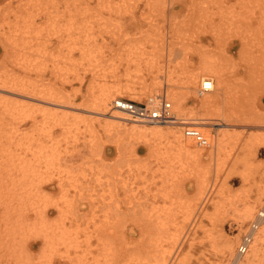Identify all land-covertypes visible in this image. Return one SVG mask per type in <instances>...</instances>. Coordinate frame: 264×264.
<instances>
[{
  "label": "rangeland",
  "instance_id": "1",
  "mask_svg": "<svg viewBox=\"0 0 264 264\" xmlns=\"http://www.w3.org/2000/svg\"><path fill=\"white\" fill-rule=\"evenodd\" d=\"M263 31L264 0H0V79L25 82L32 95L13 88L4 92L43 104L38 121L26 117L23 125L22 113L8 115L17 109L16 100L2 103L9 110L0 109V166L7 169L18 162L19 151L31 156L43 143V177L52 174L64 187H47L46 178L42 184L57 191L49 194L64 204L68 231L51 228L58 235L56 246H50L35 227L44 222L43 227H54L57 212L49 224L44 214L35 218L28 211L20 218L32 231L22 233L20 245H8L12 263L1 243L0 263L42 264L46 251L59 246L78 253L91 249L103 257L96 229L107 226L121 236L126 224L138 232L129 246L136 248L143 238L149 264H236L245 229L259 223L236 262L264 264V128L202 122L224 116L264 122ZM205 52L215 60L212 70L204 67ZM217 72L227 83L205 106L200 81L191 83L190 77L216 78ZM165 89L168 96L162 99L171 102L174 114L173 96L185 95L179 120L160 123L158 135L135 133L136 126L153 124L136 123V114L116 103L124 98L146 105ZM189 125L197 126L210 145L188 136ZM258 132L260 139L253 135ZM257 143L259 152H250ZM55 198L34 203L49 206ZM113 220L117 227L112 228ZM141 222L148 224L147 237L141 235ZM76 231L92 235L89 247L78 243L86 236L77 239Z\"/></svg>",
  "mask_w": 264,
  "mask_h": 264
},
{
  "label": "bare ground",
  "instance_id": "2",
  "mask_svg": "<svg viewBox=\"0 0 264 264\" xmlns=\"http://www.w3.org/2000/svg\"><path fill=\"white\" fill-rule=\"evenodd\" d=\"M258 29H260V28H258ZM262 33H260V34L262 35ZM251 46H253V45H251ZM242 50H244V48H242ZM205 54H206L207 58L205 59L204 67L206 69L212 70L213 62H215V60H214V58H212L209 55L208 52H205ZM247 64H248V62H247ZM200 76H201V74L192 75L190 77L191 83H193V82L197 83L198 81H200V90L199 91L201 93L199 95V98L201 99L202 103L205 106H211L212 105L211 103L215 102L217 95L221 94V91L224 88L223 83L226 84L227 79L223 75V73H220V72L216 73V78L213 76H202V79H200L201 78ZM15 78L17 79V77H15ZM2 80L3 79H0V109L1 110H9V108L5 107V105L3 106L2 103L6 102V100L13 98L11 95H9V93H6L4 91H8L11 88H13V91H15V92H20L22 94H28V93L31 94V91L28 89V86L25 84V82L23 83L17 79V81L14 82L15 84L10 85L8 83V81H2ZM18 82H20L21 84H18ZM19 85H21V86H19ZM187 86H188V88L193 87V86L190 87V85H187ZM39 95L43 98V92H42V94H39ZM8 96H9V98H5ZM166 96H168L166 89H165V92L163 91L161 96H158V95L154 96V97L151 96L152 99L150 101L148 100L149 102L146 103V107H148V109H151V110H153V109L158 110L159 108H161V105H163L164 102H169L168 99L167 100L162 99L163 97H166ZM254 96H255V94H254ZM13 99H15V98H13ZM173 99L175 102V108H174L175 110L174 111L177 112L176 114L182 115L180 108L183 107V104L185 102V95L175 94L173 96ZM15 100L16 101L13 103V105H15L17 107V109H14L10 114L8 113L9 116L11 115V117L14 118L16 116V114L22 113L23 119H21L19 122L23 123L26 120V117L31 118V116H32V118H31L32 121H34V122L38 121L37 116L42 111L43 104L34 102L33 99L32 100L15 99ZM119 102L116 103V105H115L116 108H120L121 110L124 109L127 112L135 114V113H133V110H132V107H134V106H131L134 102H130L124 98L122 100H119ZM134 104H136V103H134ZM137 104H139V103H137ZM170 104H171V102H170ZM9 107H12V106L9 104ZM170 111L172 112V107L170 108ZM6 114H7V111H6ZM26 114H27V116H26ZM134 116H136L134 119V121L136 123L143 124V125L153 124V126H150V127L145 126L144 128L136 126L135 128H133V131L135 133H146L147 130H149L148 132L151 133L152 135H158L161 133L162 130H161L159 125L162 122H158L157 120H151L148 116H145V118L144 117L142 118L141 116H137V115H134ZM183 118H185V117H183ZM188 119H182V120H184L186 122H190V121H188ZM177 120H179V119L176 116L175 120H170V121L176 123ZM203 120L204 121H202V122H205V123L226 124V123L234 122L239 127L244 126V125L247 126V125L251 124V125L255 126L257 129L258 128H260V129L264 128V122H262V121L257 122L258 121L257 118H253V120H251L249 118V116L239 117L238 119H230V118H227L226 116H224V118L222 117L221 120L218 118L213 119V118L208 117V118H204ZM42 121H44V118H42ZM192 122H197V121H192ZM154 123H156V124H154ZM157 123H159V124H157ZM23 125H24V123H23ZM42 125H43V123H42ZM17 126H16V124L12 125L13 128L17 127ZM44 126H45V124H44ZM0 134H2V133H0ZM253 135L256 139H260V137L262 138V134L260 132L254 133ZM260 144L261 143H257V145L255 147L253 146L252 150L250 147V152L258 153ZM39 145L40 146L35 147V149H31V151H30L31 156H29V153H27V150L22 149L21 151H19L18 153L20 154L19 155L20 157L18 159V162L17 163L12 162L8 165L5 163V165L8 166L7 169H4L3 166H0V212H3L4 215H6L4 217L2 214L0 215V245H1V243L2 244L6 243L5 246L7 247V252L4 253V256L8 255L7 256L8 260L11 259L12 254L14 253L12 250H11V253H10V251H8V245L11 244V242H16L17 240L21 239L22 236L28 230H31V228H32V227L29 228L30 226H27V224L24 225L23 224L24 221L22 222V219L20 218V216L27 217L26 213H28V211H32V215L35 218L38 217L39 215L42 216L44 214V218L47 221L52 220L51 217H52L53 210H55L57 212V214H56L57 218H55L53 220V221H55L54 227H52L50 225L48 226V224H47L48 227L46 225H45L46 227H43L44 223H46V222L42 223L43 224L42 227H37L36 226L37 224L32 225V226H36L35 228H37L39 230V232L42 233V234H40V237H42L44 239H48L50 241L49 242L51 244L50 246L55 245V240H54L53 236L58 235V234H55L51 228L55 229L58 227L57 230H59L60 233L62 231H64V233H65V231H67V228L65 226L66 221L64 220V216H63V213H65L64 204H61L58 199H56L55 197H53L52 195L49 194L50 192H57V191H54V189H52V190L46 189L42 184V182L46 178V180L44 181V182H46L45 186L60 189V187L61 188L64 187V182L63 181L57 182L58 179H54L53 177H51L52 174H49V173H48V175H49L48 178L43 177L44 172H45V171L43 172V167L41 166V162L44 161L43 160V156H44L43 143H41ZM25 148L27 149V147H25ZM9 155H11V154H9ZM11 156L14 157L15 155L12 154ZM4 159H8V158H4ZM243 177L245 178V175ZM51 179H53V180H51ZM181 186H182V183L180 184V187ZM203 187H204V185L201 186V188L204 190V192H201V196H202L201 199L205 200L203 194L206 192V188L205 187L203 188ZM67 188L68 187H66V189ZM59 192L61 193V191H59ZM79 194L82 195V193H79ZM65 195L68 196L69 194L66 193ZM38 197L39 198H47V199H48V197L49 198L52 197L55 199L52 200V203L49 206H42L40 203H38V204L34 203L35 201H39ZM130 197H132V196L130 195ZM133 197H134V195H133ZM75 199L78 200L77 198H75ZM117 200H118V198H117ZM117 200L114 202V204L115 203L116 204L113 206L116 209L115 213H118L120 211L119 210L120 204ZM123 200H124V198H123ZM46 204L47 203H45V205ZM135 204L133 205L134 207L132 210L134 215L136 214V211H137V209L135 210ZM15 205H17L18 207H15ZM108 205L111 206V203H108ZM79 206L80 205L77 204V207H79ZM103 208H106L105 205L103 206ZM112 209L111 210L107 209L109 211L108 213H112ZM15 212L18 213V215H19L16 219H15V217H16ZM13 214L15 215V217ZM59 214L63 216V218L61 217L62 218L61 220L59 219V216H60ZM117 215H118L117 220H118L119 226L121 227L122 226L121 225L122 224V222H121L122 216L120 214H117ZM13 218L15 220H12ZM43 219L41 218L40 220H43ZM50 222L48 221L49 224H50ZM42 224H40V226ZM140 224L142 225L143 223L141 222ZM126 226H127L126 224L123 225V227H122L123 229L119 231L121 236H119L117 234V231H115L114 229L112 231H107L106 230L107 226L105 228L98 227V229H96L95 232H97V250H98L99 254L103 255V257L93 256V252L91 249H89L86 253H85V250H81L78 253V251L69 249V247L65 246L66 249H61L60 248L61 246H59V247H53V248L49 249L48 251L45 250L46 251L45 256L43 255L44 254V252H43L42 256H44L45 259H44V262L42 264H149L151 262V253H150V250L146 249L145 247L142 248V245L140 243H142L143 238L142 239L138 238V242H137V244H135V245H137L136 248L129 246V243H132V240L137 237L136 234L138 232L134 227H128V229H127V228H125ZM259 226H260L259 223H257V224L254 223V224H251V226H249V228L247 227L245 229V232L243 233V235L241 237L242 241H241L239 248H238V256L236 257V259L234 261L236 264H237L236 261L238 260V257L241 254H244L248 250L250 243H252V241H253L254 234L256 233L257 228ZM61 227H63V228H61ZM114 227H117V222L115 220H113V224H112V228H114ZM59 228H61V229H59ZM37 229H36V231H37ZM140 231H141V235L143 237H145V235L147 237L148 232H149L148 224H143ZM23 232H25V233L22 235ZM28 235H29V233H28ZM33 235H35V232H33ZM37 235L39 236V233ZM76 235H77L76 236L77 239L81 238L82 235H84V237L86 236V238L83 240L81 239L79 241V239H78V243H85L87 245V247H89L91 245V243H92L91 242V238H92L91 234H89L88 232H84V234H83L79 231H76ZM58 238H61V237L58 236ZM257 238L254 240L255 245H257V241H258ZM63 239H64V237L61 240H63ZM65 239H67V238H65ZM20 241H22V240H20ZM74 241H76V240H74ZM17 242L19 243V241H17ZM47 243H48V241H47ZM66 243H69V242H66ZM63 244H64V242H63ZM19 245H20V243H19ZM58 245H60V244L58 243ZM70 246H71V244H70ZM10 248H11V246H10ZM76 248L77 249L80 248V245H77ZM19 252H21V250L18 251V253ZM28 254H29V251H28ZM20 255H22V253ZM18 258H20V257H18ZM26 258H27V256H26ZM29 259H30V256H29L28 260ZM35 260H37V259H35ZM6 261H7V259H6ZM9 262H10V260H9ZM9 262H5L3 264L12 263V262H10V263ZM29 263H30V261H29ZM29 263H27V264H29ZM40 263H41V261H40ZM19 264H21V263H19Z\"/></svg>",
  "mask_w": 264,
  "mask_h": 264
},
{
  "label": "built area",
  "instance_id": "3",
  "mask_svg": "<svg viewBox=\"0 0 264 264\" xmlns=\"http://www.w3.org/2000/svg\"><path fill=\"white\" fill-rule=\"evenodd\" d=\"M131 106H134L132 107L133 113L142 118L148 116L151 120H157L158 122H167L176 118L174 112L170 111L172 107L170 102H164L158 110L148 109L145 104L141 103L137 105L133 103ZM185 132L188 136L195 139L200 146H209L211 143L208 137L197 126H186Z\"/></svg>",
  "mask_w": 264,
  "mask_h": 264
}]
</instances>
